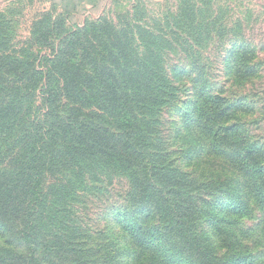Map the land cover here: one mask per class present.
<instances>
[{"label":"trees","instance_id":"obj_1","mask_svg":"<svg viewBox=\"0 0 264 264\" xmlns=\"http://www.w3.org/2000/svg\"><path fill=\"white\" fill-rule=\"evenodd\" d=\"M177 9L158 29L126 14L68 28L66 18L43 13L32 19L23 42L9 9H0V233L31 253L23 257L0 248V264H39L33 257L38 250L68 256L72 264H83L78 255L99 253L85 246L92 233L81 218L86 201L111 196L117 180L125 190L119 206L107 205L113 216L103 232L115 230L123 243L112 239L109 255L119 261L148 255L149 264H246L241 255H218L225 246L234 250L232 220L222 212H247L244 186L217 211L211 202L201 212L202 193L220 184L176 167L157 116L176 98L165 66L166 52L174 47L204 85L182 118L184 136L204 137L188 166L198 168L206 153L218 152L264 205V138L235 117L239 111L254 113L255 103L245 95L235 105L223 88L230 81L245 88L259 79L264 47L242 31L236 43L222 45L220 55L213 47L231 32L227 24L215 28L212 0H185ZM233 24L231 29L244 26ZM216 54L226 76L219 91L203 75ZM204 213L212 234L201 226Z\"/></svg>","mask_w":264,"mask_h":264},{"label":"rangeland","instance_id":"obj_2","mask_svg":"<svg viewBox=\"0 0 264 264\" xmlns=\"http://www.w3.org/2000/svg\"><path fill=\"white\" fill-rule=\"evenodd\" d=\"M183 1L185 0H0V9H9V18L16 24V37L19 42H23L29 36L32 19L43 13L61 15L66 18L68 28L81 26L84 20L97 19L102 15H111L118 21L119 17L126 14L127 17L143 23L150 20V26L153 29H158L157 25L160 21L162 27L165 28V19H172L178 15V4ZM193 2L195 3L197 0H193ZM212 5L215 7L219 20L215 24V28L227 24L231 32L228 34L230 36L228 40H218L217 46L213 47L216 52L218 51L222 55V45L228 47V44L236 43L240 37L239 33L242 31L246 38L255 45L264 47V0H212ZM233 21L239 23L240 26L243 23L244 26L239 30L235 24L237 28L231 29L234 25ZM166 53L165 66L168 77L175 86L176 98L157 116L160 123L158 130L165 149L179 169L190 172L198 180L215 179L214 181L220 184L217 188H211L206 194L202 193L204 197L200 202L201 212L207 211L211 202L216 203L217 211L223 202L228 200L233 190L244 186V195L247 194L248 202L247 212L242 215L230 216L226 210L222 212V216L227 215L232 220L231 228L235 234L234 250L228 252L225 250L227 247L225 246L218 255H241L246 264H264V205L258 204L253 198L246 177L228 162L224 163L222 156L215 150L213 154L206 153L204 155L205 162L198 168L188 166L189 159L197 158L195 152L203 147L201 143H204V137L199 132L195 133V139H192L191 136H184L186 129L183 128L182 118L187 109L193 106L194 101L199 100L196 99V91L204 85L203 80L190 68V62L183 57L178 49L172 47ZM217 54L211 58V65L207 68L208 72L203 75L204 78H209L210 83L214 80L213 87L219 91L222 82L226 81V76L219 68L221 59L219 60V57L217 59ZM260 56L263 58L264 52ZM260 56L259 59L262 60ZM230 83L231 81L223 87L225 89L224 96L232 99L230 102L237 105L234 103L237 101L236 99L247 95L255 103L254 113L239 111L235 117L247 121L254 136L260 141L263 140L264 73L245 88L232 87ZM226 185H228L227 188H225ZM123 190H125L124 183L117 180L108 190L111 196L92 197L86 201L85 216L81 219L90 229L92 237L91 240H83V242H86L87 248L97 247L96 249H100V252L94 251L92 255H88V253L78 255L83 264H116L117 255H109L110 252L106 246L111 245L112 239L115 242H123L117 238L118 233L116 234L115 230L112 233L103 231L111 224L110 219L113 216V209L107 205L115 202L116 207L119 206L117 201L121 199L119 194ZM84 201L85 199H83ZM79 207L83 208L84 206L80 204ZM207 214H202L201 226L203 227L204 223V231L206 230V233L210 234V225L206 223V220L209 219ZM114 244L116 248L120 247L119 243ZM0 248L13 251L23 257L31 255L23 243L16 241L9 234L0 233ZM204 253L211 252L205 250ZM111 256H116V258L111 261ZM147 256L135 255L129 261L125 258L119 261L120 258H118L117 264H149L150 259ZM33 257L39 264H72L68 256L48 255L42 250H38Z\"/></svg>","mask_w":264,"mask_h":264}]
</instances>
